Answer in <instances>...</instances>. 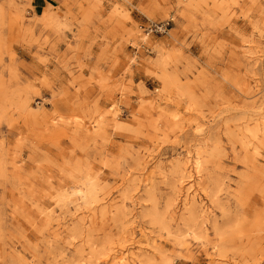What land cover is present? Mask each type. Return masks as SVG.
Wrapping results in <instances>:
<instances>
[{"label":"rangeland","instance_id":"374dc122","mask_svg":"<svg viewBox=\"0 0 264 264\" xmlns=\"http://www.w3.org/2000/svg\"><path fill=\"white\" fill-rule=\"evenodd\" d=\"M0 264H264V0H0Z\"/></svg>","mask_w":264,"mask_h":264},{"label":"built area","instance_id":"2783aa9c","mask_svg":"<svg viewBox=\"0 0 264 264\" xmlns=\"http://www.w3.org/2000/svg\"><path fill=\"white\" fill-rule=\"evenodd\" d=\"M172 20H167L163 22H148L145 25L140 26L141 32L146 36L150 37L153 35L167 36L171 30ZM149 54L153 53L150 48L147 49Z\"/></svg>","mask_w":264,"mask_h":264},{"label":"crops","instance_id":"0c3cea01","mask_svg":"<svg viewBox=\"0 0 264 264\" xmlns=\"http://www.w3.org/2000/svg\"><path fill=\"white\" fill-rule=\"evenodd\" d=\"M38 6H42L44 7L45 5L44 4H39ZM24 62L27 64V65H30L32 63L31 62H28V60H24ZM120 73V72H119ZM133 80L134 84L137 86L138 84L140 83H145L148 85L149 84H155L156 81L153 77L151 76H148L144 70L142 71H138L137 68H134V76L133 77H130V76H127L126 80L129 81V80ZM152 80V82H150Z\"/></svg>","mask_w":264,"mask_h":264}]
</instances>
